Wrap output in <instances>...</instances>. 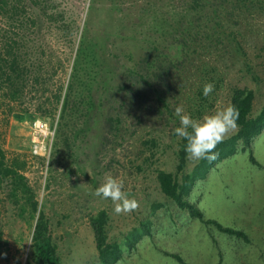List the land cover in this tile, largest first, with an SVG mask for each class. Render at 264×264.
<instances>
[{"label":"rangeland","instance_id":"1","mask_svg":"<svg viewBox=\"0 0 264 264\" xmlns=\"http://www.w3.org/2000/svg\"><path fill=\"white\" fill-rule=\"evenodd\" d=\"M131 1L0 0V264H36L39 211L62 264H102L90 223L100 210L108 241L121 249L116 264H264V129L251 142L254 160L240 146L194 173L184 194L205 219L244 231L249 243L192 217L156 178L162 169L182 184L199 162L187 155L177 171V106L201 119L228 106L236 87L253 91V115L264 106V1L250 11L229 4L223 41L193 46L186 77L169 92L171 118L126 80L144 48L137 38L146 37L133 14L153 2ZM161 9L171 15L177 7ZM207 83L215 87L205 97ZM39 121L47 124L43 148L31 141ZM108 175L123 181L137 210L117 215L111 200L93 195Z\"/></svg>","mask_w":264,"mask_h":264},{"label":"trees","instance_id":"2","mask_svg":"<svg viewBox=\"0 0 264 264\" xmlns=\"http://www.w3.org/2000/svg\"><path fill=\"white\" fill-rule=\"evenodd\" d=\"M138 1L132 0V4ZM153 1L147 7H139L137 13L133 14L136 26H145L142 38L139 41L144 43V48L135 57H132V64L128 69L126 80L130 82L134 94L139 99L151 97V102L159 103V108L169 115L174 116L173 109L168 101L171 92L183 80L187 70V60L189 53L195 49L193 46L200 39H212L214 42L223 41L225 37V22L222 16L228 18L231 9L250 11L258 1L264 0H148ZM160 2V3H159ZM171 3L176 5L177 10L171 15H167L161 9V5ZM230 4V5H229ZM137 5V4H136ZM115 7V6H113ZM160 7V8H159ZM204 24V33H201V24ZM202 24V25H203ZM212 31V34L209 32ZM143 33V32H142ZM133 37H137L134 35ZM215 38L216 40H214ZM92 53L93 48H92ZM16 63L14 59L13 64ZM9 77V75H8ZM122 89L129 88L128 84H123ZM11 93V97H15ZM254 93L248 88L236 87L230 93L228 105H234L238 112L236 132L220 143L215 152L218 154L213 161L199 160L190 175L183 176V183L179 184L175 175L162 169L156 172V178L160 190L165 196L173 200L180 208H184L188 213L199 219L206 226L213 225L220 232L251 242L248 235L232 227L223 226L215 219H205L202 212L191 202L184 198V194L191 186L193 174L204 175L205 172L215 163L235 154L241 146L242 150L249 151L250 158L254 160L251 152L252 140L264 129V106L256 113L252 114ZM153 102V103H154ZM155 104V103H154ZM178 119L177 117H174ZM179 148L176 152L178 162L177 171H181L185 165L187 153L185 147L187 141L179 139ZM6 172V171H5ZM0 176H3V154L0 151ZM1 178V177H0ZM34 212L37 211L36 201L31 202ZM90 223L94 233V240L98 252L99 260L102 264H116L121 257V249L118 243L108 241L106 224V213L100 210L96 215L90 217ZM137 236V235H136ZM139 236L132 239L134 242ZM32 254L36 264H62L61 258L56 251L55 243L49 230L48 221L42 211L38 212L31 236ZM262 250V248H261ZM179 262L184 263L181 256L176 253L169 254ZM264 255V253H263ZM264 263V256H263Z\"/></svg>","mask_w":264,"mask_h":264},{"label":"clouds","instance_id":"3","mask_svg":"<svg viewBox=\"0 0 264 264\" xmlns=\"http://www.w3.org/2000/svg\"><path fill=\"white\" fill-rule=\"evenodd\" d=\"M214 85L207 83L203 87V95L208 97L214 91ZM180 126L175 128L178 137L187 141L185 151L190 159L213 161L217 158L215 149L222 143L226 135L237 127L239 112L234 105H228L222 110L206 114L201 119H193L186 114L183 107L175 108ZM122 180L111 175L97 187L93 195L105 200H111L113 211L119 215L138 209L139 204L134 198H129L123 191Z\"/></svg>","mask_w":264,"mask_h":264},{"label":"built area","instance_id":"4","mask_svg":"<svg viewBox=\"0 0 264 264\" xmlns=\"http://www.w3.org/2000/svg\"><path fill=\"white\" fill-rule=\"evenodd\" d=\"M35 128L36 129L34 130V132L31 133V141L33 142V145L35 147L39 145L41 148L43 146V141L45 139L47 124L39 121L35 124Z\"/></svg>","mask_w":264,"mask_h":264}]
</instances>
